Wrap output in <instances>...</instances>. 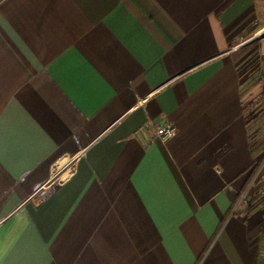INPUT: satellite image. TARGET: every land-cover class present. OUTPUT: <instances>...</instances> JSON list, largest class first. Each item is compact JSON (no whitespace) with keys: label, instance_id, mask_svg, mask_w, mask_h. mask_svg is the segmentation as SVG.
<instances>
[{"label":"crops","instance_id":"1","mask_svg":"<svg viewBox=\"0 0 264 264\" xmlns=\"http://www.w3.org/2000/svg\"><path fill=\"white\" fill-rule=\"evenodd\" d=\"M262 153L264 0H0V264H264Z\"/></svg>","mask_w":264,"mask_h":264},{"label":"built area","instance_id":"2","mask_svg":"<svg viewBox=\"0 0 264 264\" xmlns=\"http://www.w3.org/2000/svg\"><path fill=\"white\" fill-rule=\"evenodd\" d=\"M154 133L156 136L161 138L162 140H166L171 138L176 134V127L172 123H160L154 125ZM78 159V154L72 155H62L57 158L52 164L50 168V175L48 179V183H61L69 178L74 172L76 168V162ZM264 166V160L258 166L257 170L251 176L249 184L246 187V190L239 195V200L243 199L245 193L249 191L251 185L256 181V178Z\"/></svg>","mask_w":264,"mask_h":264},{"label":"rangeland","instance_id":"3","mask_svg":"<svg viewBox=\"0 0 264 264\" xmlns=\"http://www.w3.org/2000/svg\"><path fill=\"white\" fill-rule=\"evenodd\" d=\"M246 65V64H245ZM261 164V163H260ZM263 171H264V166L262 167L261 171L259 172L256 181L253 183V189L257 187L258 190L263 191L262 194H264V189L262 188V184H260L263 180ZM252 179V178H251ZM264 184V183H263ZM263 202H264V195L262 196Z\"/></svg>","mask_w":264,"mask_h":264},{"label":"trees","instance_id":"4","mask_svg":"<svg viewBox=\"0 0 264 264\" xmlns=\"http://www.w3.org/2000/svg\"><path fill=\"white\" fill-rule=\"evenodd\" d=\"M264 160V153H262L261 155L258 156V158L256 159V162L254 164V166L251 169V175L250 177L254 174V172L257 170L258 166L260 165V163ZM263 175H264V171H263Z\"/></svg>","mask_w":264,"mask_h":264}]
</instances>
